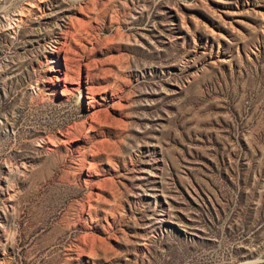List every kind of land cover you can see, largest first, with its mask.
<instances>
[{"label":"rangeland","instance_id":"rangeland-1","mask_svg":"<svg viewBox=\"0 0 264 264\" xmlns=\"http://www.w3.org/2000/svg\"><path fill=\"white\" fill-rule=\"evenodd\" d=\"M0 264H264V0H0Z\"/></svg>","mask_w":264,"mask_h":264},{"label":"bare ground","instance_id":"bare-ground-1","mask_svg":"<svg viewBox=\"0 0 264 264\" xmlns=\"http://www.w3.org/2000/svg\"><path fill=\"white\" fill-rule=\"evenodd\" d=\"M68 74V73H67ZM64 76H66V74H65V71H64V74H63ZM72 77V76H71ZM65 78V77H64ZM64 88H65V91L68 89L65 85H64ZM64 90V89H63ZM61 93H62V91H61Z\"/></svg>","mask_w":264,"mask_h":264}]
</instances>
